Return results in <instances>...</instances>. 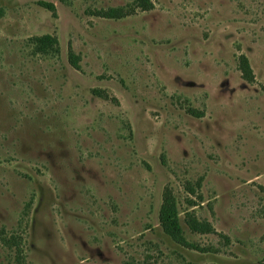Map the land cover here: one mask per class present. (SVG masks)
Segmentation results:
<instances>
[{"label": "rangeland", "instance_id": "rangeland-1", "mask_svg": "<svg viewBox=\"0 0 264 264\" xmlns=\"http://www.w3.org/2000/svg\"><path fill=\"white\" fill-rule=\"evenodd\" d=\"M148 1L0 0V264H264V0Z\"/></svg>", "mask_w": 264, "mask_h": 264}, {"label": "trees", "instance_id": "trees-1", "mask_svg": "<svg viewBox=\"0 0 264 264\" xmlns=\"http://www.w3.org/2000/svg\"><path fill=\"white\" fill-rule=\"evenodd\" d=\"M45 9L54 12V8L53 5L51 4H41ZM137 7L142 9V10H147L151 7V4L148 0H137ZM128 12H126L125 10L121 9V8H111V9H107L104 11H94L92 14L90 15H95L98 17H102V18H108V19H112V18H116V19H120L123 18L127 15ZM1 14V12H0ZM30 42L32 43L31 47H33V50L35 53L38 54H43V55H47V53H52V54H58L59 53V46H58V42L56 40L55 37H52L50 35H43L40 37H35V38H31ZM76 57L73 55V53L69 52L68 53V61L69 63L73 66V67H77V62H76ZM239 65L241 66V68L243 69V71H245L244 75L245 78L248 79V76L246 73H248V66H247V62L245 60L244 57H241L239 59ZM171 207V212L168 211H163V213L161 214V223H165L167 226V228H171L173 227V221L175 218V213H174V209L172 206ZM171 225V226H168Z\"/></svg>", "mask_w": 264, "mask_h": 264}]
</instances>
